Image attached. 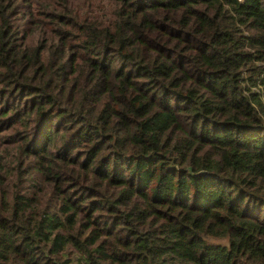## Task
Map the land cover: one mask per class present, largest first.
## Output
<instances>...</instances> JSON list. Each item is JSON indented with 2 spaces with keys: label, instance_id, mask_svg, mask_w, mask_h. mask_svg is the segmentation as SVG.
Listing matches in <instances>:
<instances>
[{
  "label": "trees",
  "instance_id": "16d2710c",
  "mask_svg": "<svg viewBox=\"0 0 264 264\" xmlns=\"http://www.w3.org/2000/svg\"><path fill=\"white\" fill-rule=\"evenodd\" d=\"M0 264H264V0H0Z\"/></svg>",
  "mask_w": 264,
  "mask_h": 264
}]
</instances>
